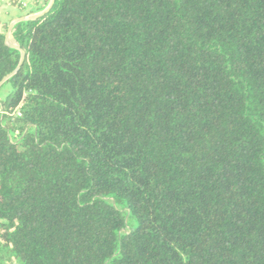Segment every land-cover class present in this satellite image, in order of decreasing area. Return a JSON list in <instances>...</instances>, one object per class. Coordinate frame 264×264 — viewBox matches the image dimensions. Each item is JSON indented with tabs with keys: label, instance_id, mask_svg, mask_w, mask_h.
Here are the masks:
<instances>
[{
	"label": "trees",
	"instance_id": "16d2710c",
	"mask_svg": "<svg viewBox=\"0 0 264 264\" xmlns=\"http://www.w3.org/2000/svg\"><path fill=\"white\" fill-rule=\"evenodd\" d=\"M12 35L0 264H264V0H56ZM20 62L0 33V83Z\"/></svg>",
	"mask_w": 264,
	"mask_h": 264
},
{
	"label": "crops",
	"instance_id": "0c3cea01",
	"mask_svg": "<svg viewBox=\"0 0 264 264\" xmlns=\"http://www.w3.org/2000/svg\"><path fill=\"white\" fill-rule=\"evenodd\" d=\"M4 1H5V5L4 6L0 5V33H5V30L7 27H8V31H9L11 24L14 21H16L17 19L38 14V13H35L32 15L28 14L32 9L39 8V7L44 8V10L47 9V7L49 6V4L51 2V0L49 3L47 2L48 0H18L21 3V7H19L18 4L13 5V4L8 3L11 0H0V2H4ZM2 4H4V3H2ZM23 4L27 5L26 8H23ZM19 11L22 12L23 14L20 16L18 15L16 17L12 16L13 13H17ZM3 12L9 13L7 15L9 17L7 21L5 19L1 18V16H2L1 14ZM41 12H39V13H41Z\"/></svg>",
	"mask_w": 264,
	"mask_h": 264
},
{
	"label": "water",
	"instance_id": "95a60500",
	"mask_svg": "<svg viewBox=\"0 0 264 264\" xmlns=\"http://www.w3.org/2000/svg\"><path fill=\"white\" fill-rule=\"evenodd\" d=\"M55 1H56V0H51V2H50V4H49V6L47 7V9H45V10L42 11L41 13H38V14L33 15V16L23 17V18L17 19L16 21H14V22L11 24V26H10V28H9V31H8V33L6 34V44H7L11 49H14V50H17V51H20V52H21V62H20L19 67L17 68V70H16L13 74H11V75H9L8 77H6V78L0 83V89H1V87H2L6 82H8L10 79H12L13 77H15V76L19 73L21 67H22L23 64H24L25 58H26V53H25V51L22 50L21 46L15 41V39H14V37H13V35H12V30H13V28H14L17 24H19V23H21V22L33 21V20H36V19H38V18L43 17L46 13H48V12L52 9V7H53Z\"/></svg>",
	"mask_w": 264,
	"mask_h": 264
},
{
	"label": "rangeland",
	"instance_id": "374dc122",
	"mask_svg": "<svg viewBox=\"0 0 264 264\" xmlns=\"http://www.w3.org/2000/svg\"><path fill=\"white\" fill-rule=\"evenodd\" d=\"M2 3H4V4H2ZM8 3H9V2H8ZM0 5L4 6V5H5V1H4V2H0ZM8 14H9V13L3 12V13L1 14V15H2L1 18L5 19V20L7 21L8 18H9V17L7 16ZM22 14H23V13L19 11V12H17V13H13L12 16H13V17H16V16H18V15L20 16V15H22ZM7 33H8V27H7L6 30H5V35H6Z\"/></svg>",
	"mask_w": 264,
	"mask_h": 264
},
{
	"label": "built area",
	"instance_id": "2783aa9c",
	"mask_svg": "<svg viewBox=\"0 0 264 264\" xmlns=\"http://www.w3.org/2000/svg\"><path fill=\"white\" fill-rule=\"evenodd\" d=\"M26 6H27L26 4H23V8H26Z\"/></svg>",
	"mask_w": 264,
	"mask_h": 264
}]
</instances>
